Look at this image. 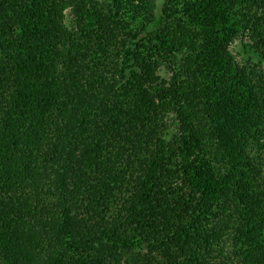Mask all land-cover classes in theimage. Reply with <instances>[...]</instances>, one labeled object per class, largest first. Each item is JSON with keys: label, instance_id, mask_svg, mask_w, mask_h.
Here are the masks:
<instances>
[{"label": "trees", "instance_id": "trees-1", "mask_svg": "<svg viewBox=\"0 0 264 264\" xmlns=\"http://www.w3.org/2000/svg\"><path fill=\"white\" fill-rule=\"evenodd\" d=\"M263 62L264 0H0V264H264Z\"/></svg>", "mask_w": 264, "mask_h": 264}, {"label": "rangeland", "instance_id": "rangeland-1", "mask_svg": "<svg viewBox=\"0 0 264 264\" xmlns=\"http://www.w3.org/2000/svg\"><path fill=\"white\" fill-rule=\"evenodd\" d=\"M159 2L161 1V0H158ZM234 50L236 51V52H238V56L240 57V59L243 57V47H242V44H241V41L240 40H238L236 43H235V47H234ZM256 60H257V58H256ZM258 61V60H257ZM263 66H264V62H263Z\"/></svg>", "mask_w": 264, "mask_h": 264}]
</instances>
